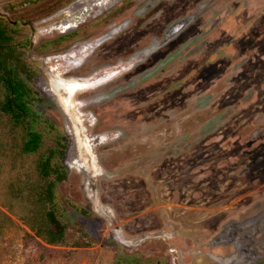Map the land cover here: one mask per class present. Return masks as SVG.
<instances>
[{
	"label": "rangeland",
	"instance_id": "obj_1",
	"mask_svg": "<svg viewBox=\"0 0 264 264\" xmlns=\"http://www.w3.org/2000/svg\"><path fill=\"white\" fill-rule=\"evenodd\" d=\"M89 4L0 0V17L25 43L33 108L55 129L42 124V146L22 154L20 128L0 113V264H264V0H112L93 12ZM65 9L74 25H41ZM171 26L180 30L167 38ZM112 27L121 29L86 44L79 72L65 76L75 83L105 68L80 81L101 86L83 97L72 88L66 103L44 64L60 80L70 69L57 65L60 54ZM141 50L134 68L121 64ZM115 63L123 74L109 79ZM76 100L88 113L76 112ZM57 132L66 221L51 244L30 226L27 186L39 183L37 160Z\"/></svg>",
	"mask_w": 264,
	"mask_h": 264
},
{
	"label": "trees",
	"instance_id": "obj_2",
	"mask_svg": "<svg viewBox=\"0 0 264 264\" xmlns=\"http://www.w3.org/2000/svg\"><path fill=\"white\" fill-rule=\"evenodd\" d=\"M11 24L0 17V113L6 115L10 124L20 128L22 140L19 151L22 154L37 152L43 144L42 124L50 129L54 126L44 120L33 108L39 97L29 84L26 73L29 71L22 58L25 43L16 39ZM64 136L56 133L53 146L37 160L38 184L27 186L28 199L32 204L29 223L35 234L48 243H58L63 239L66 221L56 201L57 185L67 177V170L61 163ZM62 217L64 219H62ZM76 246H84L80 241Z\"/></svg>",
	"mask_w": 264,
	"mask_h": 264
},
{
	"label": "flooded vegetation",
	"instance_id": "obj_3",
	"mask_svg": "<svg viewBox=\"0 0 264 264\" xmlns=\"http://www.w3.org/2000/svg\"><path fill=\"white\" fill-rule=\"evenodd\" d=\"M89 1H90V4L88 5V8H89L90 12H93L94 9H97V8L98 9H105V8L108 9L109 8V4L112 2V0H101L99 2H98V0L97 1L96 0H89ZM82 9H83V6L78 7V12H80V10H82ZM67 11H68V9H65L64 11H61V15H59L58 17H56L54 19H50V21H49L50 16L49 17H46V16H48L50 14H45L44 15V19H43L41 25H47L46 26V30H50L51 33H54V32H56V27H58V28L61 27V24L66 20V23H63L62 25L65 28H69L70 25H74V24L71 23L72 18H71V16H68ZM60 17L64 18V20L61 21V22H58L57 20ZM40 23H41V21H40ZM40 23H39V21L38 22H35L36 25L34 27H40L41 25H37V24H40ZM113 27L111 28L110 31H108L109 33L107 32L108 35H105L103 38L102 37H100V38H94V39L92 38L90 40V42H87V43H84V44L82 42L77 43V44H73V45L70 46L69 49H67L65 52H63V53L60 54L61 55L60 56L61 62L59 64H57V65H60L64 70H66V68H68V67L70 68L65 74H63V73L60 74V76H63L60 80L59 79L57 80L58 82H61L60 85L56 84V82L54 81V77H55L54 74H56L55 69L51 68L48 71V69L45 67V64H44V72L47 73V75L50 76V77H53V76H51L49 73H52L54 75L53 79H50L51 80L50 81L51 82V86H52V88H53L54 91L51 90V87L50 88L48 87V88L52 92H54L55 94L57 92H59V91H62L64 89L63 86H66L67 88L70 89L71 87L68 86L65 83V81H66L65 76L69 75L72 72H79V67L84 62V59H85L86 55L88 56V53L87 52H89V50H90V49H85V45L88 44V43H90L91 46H92L93 45L92 42L94 43V45H96L95 43L97 42V40H101L102 39V41H100V42L103 43L104 41L108 40L109 38H112L113 35L116 34L121 29L120 27L119 28H116V29H114ZM173 29H174V27L171 26L169 28V31L168 32H165V35H166L167 38H170L174 33L176 34V32L180 30V29H178V30H175L174 31ZM97 44H98V42H97ZM141 52L133 53V58L129 57L126 60L125 59L124 60L122 59L123 61H121V64L124 63V62L130 61L132 63V65H131V67H129V70L132 69V68H134V66H136L137 64H139L142 61H144V50H141ZM66 53H67V57L68 58L64 57L65 56L64 54H66ZM75 59L78 61L77 63L73 62V60H75ZM121 64L120 63H115L114 65L112 64L110 66V69L109 70H106L107 71V74H111L109 72H114V70L117 73L116 76H112L109 79H113V78L117 77L119 74H123V73H119V70H117V69H119V66H121ZM117 65H118V68L114 69V67H117ZM101 69H105V68H101ZM101 69H98V67L97 68H93V69H91L93 71H91V70L89 71V75H87L88 74L87 73L86 76H83V77L78 78L77 81L75 80V83H78V89L81 90V92H79V93H81L80 94L81 96L83 95L82 92H85L86 90H89V89L96 90L99 86H101V85H98V84L92 86L93 83H91V82L89 83V86L90 87H88L87 85H84V86L83 85H80L81 82H84L86 84L93 77H97L98 78L99 75L102 74V72L100 71ZM109 79H107V80H109ZM70 82H73V81H70ZM103 82H106V80L103 81ZM57 85H58V87H57ZM61 85H62V88L60 87ZM74 86L76 87L75 84H74ZM46 90L47 89L44 90V94L47 95V96L55 97L53 99L56 100L55 101L56 103H59L58 98L53 93H47V92H45ZM63 91L65 92V91H67V89H64ZM64 92H63V94H64ZM84 97L87 98L86 95ZM77 102H78V100L74 101L73 106H72L73 108H75L76 112H78V113H80V112L81 113L82 112H85L86 113L87 112L88 113L87 110L80 109V107H79L80 105H83L84 102L81 101V103L79 105L77 104ZM85 113H82V115H84ZM108 132H110V131H108ZM105 133H107V132H105ZM95 137H97V136H95ZM97 176H99V175H97ZM87 177H89V176H87Z\"/></svg>",
	"mask_w": 264,
	"mask_h": 264
},
{
	"label": "bare ground",
	"instance_id": "obj_4",
	"mask_svg": "<svg viewBox=\"0 0 264 264\" xmlns=\"http://www.w3.org/2000/svg\"><path fill=\"white\" fill-rule=\"evenodd\" d=\"M76 8V11L78 12V6L77 7H75ZM74 9V8H73ZM73 11V10H72ZM51 76H53L54 77V75H55V78H56V74H52V73H49ZM58 77V76H57ZM62 81V80H61ZM63 82V81H62ZM65 83L68 85V86H70L71 88H74L75 90H76V88H78V83H73V82H70L69 83V81H65ZM64 84V83H63ZM70 84H75L76 85V87L73 85H70ZM59 85V84H58ZM58 85H57V87H58ZM61 87H62V85H61ZM63 88L64 89H66L67 87L66 86H63ZM56 89V88H55ZM51 90H53V88H52V86H51ZM54 91V90H53ZM231 244V243H230ZM230 263V262H229Z\"/></svg>",
	"mask_w": 264,
	"mask_h": 264
},
{
	"label": "water",
	"instance_id": "obj_5",
	"mask_svg": "<svg viewBox=\"0 0 264 264\" xmlns=\"http://www.w3.org/2000/svg\"><path fill=\"white\" fill-rule=\"evenodd\" d=\"M54 81L56 82V84L58 83V81L56 80V78H54ZM61 87V86H60ZM62 88V87H61ZM67 89V91H65V94H66V97H64V101L67 103L68 101H69V98H70V94H71V88L69 89V88H66ZM64 90V89H63ZM62 90V91H63ZM64 92V91H63Z\"/></svg>",
	"mask_w": 264,
	"mask_h": 264
}]
</instances>
